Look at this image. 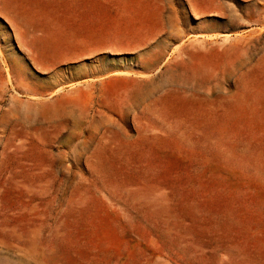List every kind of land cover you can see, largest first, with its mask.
<instances>
[{
	"label": "rangeland",
	"instance_id": "374dc122",
	"mask_svg": "<svg viewBox=\"0 0 264 264\" xmlns=\"http://www.w3.org/2000/svg\"><path fill=\"white\" fill-rule=\"evenodd\" d=\"M0 264H264V0H0Z\"/></svg>",
	"mask_w": 264,
	"mask_h": 264
}]
</instances>
